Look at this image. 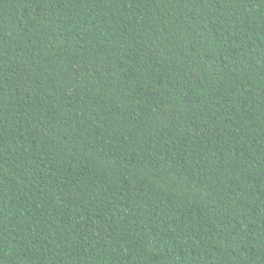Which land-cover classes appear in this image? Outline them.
I'll use <instances>...</instances> for the list:
<instances>
[{
    "label": "trees",
    "instance_id": "obj_1",
    "mask_svg": "<svg viewBox=\"0 0 264 264\" xmlns=\"http://www.w3.org/2000/svg\"><path fill=\"white\" fill-rule=\"evenodd\" d=\"M0 264H264V0H0Z\"/></svg>",
    "mask_w": 264,
    "mask_h": 264
}]
</instances>
